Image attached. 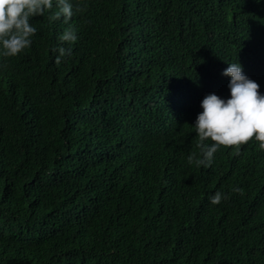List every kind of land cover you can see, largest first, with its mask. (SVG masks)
<instances>
[{
    "label": "trees",
    "instance_id": "1",
    "mask_svg": "<svg viewBox=\"0 0 264 264\" xmlns=\"http://www.w3.org/2000/svg\"><path fill=\"white\" fill-rule=\"evenodd\" d=\"M69 3L16 57L0 45V264H264L259 143L188 163L228 64L264 95V0Z\"/></svg>",
    "mask_w": 264,
    "mask_h": 264
},
{
    "label": "clouds",
    "instance_id": "2",
    "mask_svg": "<svg viewBox=\"0 0 264 264\" xmlns=\"http://www.w3.org/2000/svg\"><path fill=\"white\" fill-rule=\"evenodd\" d=\"M53 7V0H0V45L5 57H16L32 43L37 29L30 24V18L43 16ZM58 11L49 20L64 18L65 24L73 16V6L69 0H58ZM77 6L76 11H81ZM77 40L72 26L67 27L59 36L61 44L69 45ZM56 63L59 64L65 55H71L72 49L59 47ZM223 72L231 77L229 89L231 98L222 100L215 94L207 95L201 107L203 112L198 115L195 130L198 138L197 147L202 158L195 153L188 156V163L197 167H210L214 154L221 148L239 150L240 145L255 139L259 148L264 150V95L259 93V85L246 77L239 63H231ZM211 141V144L205 143ZM233 191L241 193L240 188ZM227 196L217 191L210 199L212 205H218Z\"/></svg>",
    "mask_w": 264,
    "mask_h": 264
}]
</instances>
